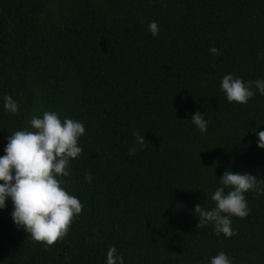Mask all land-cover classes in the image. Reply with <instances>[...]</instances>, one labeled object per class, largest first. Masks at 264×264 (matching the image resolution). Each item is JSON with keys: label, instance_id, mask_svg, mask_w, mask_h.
I'll list each match as a JSON object with an SVG mask.
<instances>
[{"label": "trees", "instance_id": "1", "mask_svg": "<svg viewBox=\"0 0 264 264\" xmlns=\"http://www.w3.org/2000/svg\"><path fill=\"white\" fill-rule=\"evenodd\" d=\"M229 73L264 79V0H0V156L40 110L86 129L65 178L81 214L46 248L13 224L6 201L0 264H105L113 245L125 264H209L221 251L264 264V195L246 194L250 214L232 217L228 239L197 228L192 213L215 206L208 196L227 168L264 178L251 132L264 130V96L227 102L219 86Z\"/></svg>", "mask_w": 264, "mask_h": 264}, {"label": "clouds", "instance_id": "2", "mask_svg": "<svg viewBox=\"0 0 264 264\" xmlns=\"http://www.w3.org/2000/svg\"><path fill=\"white\" fill-rule=\"evenodd\" d=\"M148 29L153 37H158L157 22H150ZM209 51L213 56L218 54L215 47ZM219 87L229 103L243 105L257 94L264 96V79L244 81L229 73L223 76ZM2 100L7 113L19 114L20 105L11 96L4 95ZM190 121L201 134L207 131L209 121L204 113L194 112ZM28 125L7 137L4 155L0 156V210L10 201L13 224L47 248L68 234L84 207L67 190L65 178L70 176V162L83 152L79 140L86 129L80 120L67 117L62 120L58 112L47 110L34 113ZM251 132L255 133L256 146L264 149V130L255 128ZM133 135L136 144L143 147V134ZM135 151L133 147L130 154ZM85 180L91 183L90 173H85ZM218 181L219 186L208 196L215 206L208 209L198 203L192 213L198 217L197 228L211 225L218 237L222 234L228 239L237 234L232 217L245 218L250 214L246 194L254 193L257 198L264 195V178L227 168ZM105 264H125L115 245L108 248ZM209 264H234V261L221 251L209 258Z\"/></svg>", "mask_w": 264, "mask_h": 264}]
</instances>
